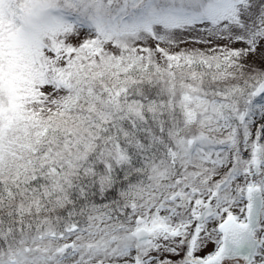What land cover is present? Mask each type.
<instances>
[{"label": "snow or ice", "instance_id": "1", "mask_svg": "<svg viewBox=\"0 0 264 264\" xmlns=\"http://www.w3.org/2000/svg\"><path fill=\"white\" fill-rule=\"evenodd\" d=\"M0 264H264V0H0Z\"/></svg>", "mask_w": 264, "mask_h": 264}]
</instances>
